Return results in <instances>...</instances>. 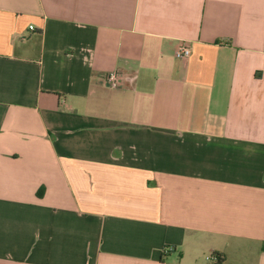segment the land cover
<instances>
[{
    "label": "crops",
    "instance_id": "1",
    "mask_svg": "<svg viewBox=\"0 0 264 264\" xmlns=\"http://www.w3.org/2000/svg\"><path fill=\"white\" fill-rule=\"evenodd\" d=\"M207 253L264 264V0H0V264Z\"/></svg>",
    "mask_w": 264,
    "mask_h": 264
},
{
    "label": "built area",
    "instance_id": "2",
    "mask_svg": "<svg viewBox=\"0 0 264 264\" xmlns=\"http://www.w3.org/2000/svg\"><path fill=\"white\" fill-rule=\"evenodd\" d=\"M30 29H32V27H30ZM189 55L190 49L185 45L179 46L178 49L175 51V57L179 59L186 58ZM104 81L109 88L117 89L118 87H120L121 84V74L118 71H111L104 75ZM171 250V248H164L165 253ZM206 260L215 261L216 257L214 255H210L206 257Z\"/></svg>",
    "mask_w": 264,
    "mask_h": 264
},
{
    "label": "rangeland",
    "instance_id": "3",
    "mask_svg": "<svg viewBox=\"0 0 264 264\" xmlns=\"http://www.w3.org/2000/svg\"><path fill=\"white\" fill-rule=\"evenodd\" d=\"M207 256H210V254H205V255H203L201 258H200V260H199V263L200 264H214V261L213 260H206V257Z\"/></svg>",
    "mask_w": 264,
    "mask_h": 264
},
{
    "label": "trees",
    "instance_id": "4",
    "mask_svg": "<svg viewBox=\"0 0 264 264\" xmlns=\"http://www.w3.org/2000/svg\"><path fill=\"white\" fill-rule=\"evenodd\" d=\"M214 256L216 257L214 264H222L224 262L223 255L215 254Z\"/></svg>",
    "mask_w": 264,
    "mask_h": 264
}]
</instances>
